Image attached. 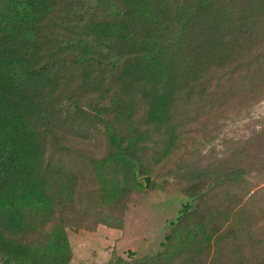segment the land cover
Returning a JSON list of instances; mask_svg holds the SVG:
<instances>
[{
    "label": "trees",
    "instance_id": "trees-1",
    "mask_svg": "<svg viewBox=\"0 0 264 264\" xmlns=\"http://www.w3.org/2000/svg\"><path fill=\"white\" fill-rule=\"evenodd\" d=\"M263 97L264 0H0V264H69L68 227H123L138 162L152 173L205 115ZM220 205L179 243L187 204L166 252L111 264H264L258 199Z\"/></svg>",
    "mask_w": 264,
    "mask_h": 264
},
{
    "label": "rangeland",
    "instance_id": "rangeland-1",
    "mask_svg": "<svg viewBox=\"0 0 264 264\" xmlns=\"http://www.w3.org/2000/svg\"><path fill=\"white\" fill-rule=\"evenodd\" d=\"M85 109L95 114L86 105ZM207 117H203V133L191 141L189 150L177 149L178 155L171 152L164 162L150 163L152 173H144L138 162L137 179L150 175L152 180L149 188L142 181V186L123 190L115 206L123 227L99 223L95 230L67 228L72 249L69 264H111L119 256L133 263L166 252V237L175 234L171 221L178 219L189 203L191 208L179 220V243L185 232L195 229L223 200L230 201L234 193H240L245 200L258 199L264 208V97L228 103L218 118ZM94 121L103 134V123L95 118ZM98 135L92 141L101 149L104 146L99 145L102 139ZM231 173L238 174V180L228 179L224 185L206 192L209 181L218 176L227 179ZM233 211L237 213L238 208ZM109 223H115V219L110 218Z\"/></svg>",
    "mask_w": 264,
    "mask_h": 264
},
{
    "label": "water",
    "instance_id": "water-1",
    "mask_svg": "<svg viewBox=\"0 0 264 264\" xmlns=\"http://www.w3.org/2000/svg\"><path fill=\"white\" fill-rule=\"evenodd\" d=\"M139 182H144L146 188L150 187L152 177L150 175H142L138 177Z\"/></svg>",
    "mask_w": 264,
    "mask_h": 264
}]
</instances>
